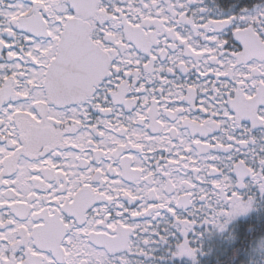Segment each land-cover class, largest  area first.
Wrapping results in <instances>:
<instances>
[{
  "label": "snow or ice",
  "instance_id": "obj_1",
  "mask_svg": "<svg viewBox=\"0 0 264 264\" xmlns=\"http://www.w3.org/2000/svg\"><path fill=\"white\" fill-rule=\"evenodd\" d=\"M192 2L0 0V264H143L176 232L195 260L194 225L254 206L264 5Z\"/></svg>",
  "mask_w": 264,
  "mask_h": 264
},
{
  "label": "trees",
  "instance_id": "obj_2",
  "mask_svg": "<svg viewBox=\"0 0 264 264\" xmlns=\"http://www.w3.org/2000/svg\"><path fill=\"white\" fill-rule=\"evenodd\" d=\"M203 238L192 242L198 249L195 260L173 255L171 245L157 259L160 264H264V207L241 217L226 233Z\"/></svg>",
  "mask_w": 264,
  "mask_h": 264
},
{
  "label": "flooded vegetation",
  "instance_id": "obj_3",
  "mask_svg": "<svg viewBox=\"0 0 264 264\" xmlns=\"http://www.w3.org/2000/svg\"><path fill=\"white\" fill-rule=\"evenodd\" d=\"M257 5H264V0H193V2L190 3L189 8L192 11H195L197 9H206V11L202 13L203 15L209 17H219V16H229V15L237 16L242 14V12L246 9L254 10ZM231 30H232L231 25H229L223 29V32L225 34H228ZM242 124L247 127L251 126L250 121H248L247 119L243 120ZM252 133L259 137H264V128L258 126L252 129ZM245 183L247 184V187L241 189V191L246 194L248 191V187L250 185V181H245ZM248 195L249 194H246V196ZM255 195H257V193ZM207 226L208 224L206 223H197L196 225H194L193 230H191L188 234L192 242H193L192 237L194 235L200 236L197 232L204 231ZM178 239H183V234L176 232L164 242H159V241L154 242L151 245V249L158 248L157 250L159 251H165L166 248L172 242L174 241L177 242Z\"/></svg>",
  "mask_w": 264,
  "mask_h": 264
},
{
  "label": "rangeland",
  "instance_id": "obj_4",
  "mask_svg": "<svg viewBox=\"0 0 264 264\" xmlns=\"http://www.w3.org/2000/svg\"><path fill=\"white\" fill-rule=\"evenodd\" d=\"M254 188H256V189H254ZM256 193H257V195H255ZM246 194H249L248 196L253 198V205H254L248 212L242 213V214H239V215L233 217L227 223L226 227L223 230L218 229L211 224H208V226L205 228L204 231L197 232L200 236L194 235L192 237L193 241L195 242V241L203 240V239H205V238H203L204 236H207L209 238V236L211 234H213V235L224 234L227 231L231 230V226L234 225L241 217L264 207V192H261V190L259 189V186L257 184L250 182V185L248 187V191ZM170 245L174 247L176 245V241L172 242ZM157 249L158 248H152L150 250V255L140 256L137 259H140L143 262V264H160V261H158L157 257L160 255V253L162 251H159Z\"/></svg>",
  "mask_w": 264,
  "mask_h": 264
}]
</instances>
